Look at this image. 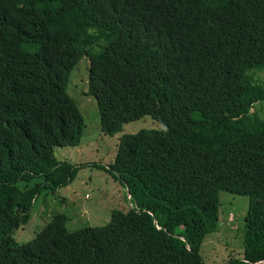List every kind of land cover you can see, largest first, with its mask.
Masks as SVG:
<instances>
[{
  "label": "trees",
  "instance_id": "1",
  "mask_svg": "<svg viewBox=\"0 0 264 264\" xmlns=\"http://www.w3.org/2000/svg\"><path fill=\"white\" fill-rule=\"evenodd\" d=\"M82 57L104 134L162 128L122 134L103 167L127 211L74 231L55 213L19 243L38 196L75 176L54 149L82 138L67 92ZM262 74L264 0H0V264H205L221 191L247 197L225 264H264Z\"/></svg>",
  "mask_w": 264,
  "mask_h": 264
},
{
  "label": "rangeland",
  "instance_id": "2",
  "mask_svg": "<svg viewBox=\"0 0 264 264\" xmlns=\"http://www.w3.org/2000/svg\"><path fill=\"white\" fill-rule=\"evenodd\" d=\"M88 59L82 57L70 73L67 92L77 104L85 127L77 146L55 147L58 160L76 166L71 182L56 191L44 190L36 199L27 222L14 230L12 236L19 243L32 239L52 214L67 216L69 231L87 226L106 225L114 211L125 212L131 206L127 187L103 167L113 162L118 139L122 134L139 130L160 129L157 122L144 117L126 123L114 135L101 131L94 97L87 95ZM261 77L264 79V75ZM220 219L215 232L206 236L200 253L205 264H225L229 256L243 252L242 233L247 211V197L221 191ZM181 227L182 224H179Z\"/></svg>",
  "mask_w": 264,
  "mask_h": 264
}]
</instances>
